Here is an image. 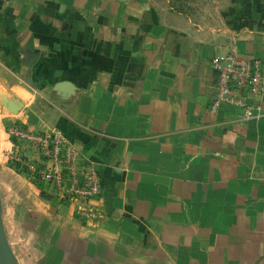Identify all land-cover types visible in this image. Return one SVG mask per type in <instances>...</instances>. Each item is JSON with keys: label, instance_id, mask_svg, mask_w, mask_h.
I'll list each match as a JSON object with an SVG mask.
<instances>
[{"label": "crops", "instance_id": "1", "mask_svg": "<svg viewBox=\"0 0 264 264\" xmlns=\"http://www.w3.org/2000/svg\"><path fill=\"white\" fill-rule=\"evenodd\" d=\"M240 1L245 16L202 27L172 0H0V190L21 263L264 264V94L253 119L210 107L213 56L264 59V0ZM14 123L61 129L97 170L96 218L15 171L12 152L45 162Z\"/></svg>", "mask_w": 264, "mask_h": 264}, {"label": "built area", "instance_id": "2", "mask_svg": "<svg viewBox=\"0 0 264 264\" xmlns=\"http://www.w3.org/2000/svg\"><path fill=\"white\" fill-rule=\"evenodd\" d=\"M214 96L211 109L229 105L239 110L244 119L260 116L262 106L248 100V96L264 94V59H238L233 52L213 56L210 60ZM6 136L16 145H33L45 164L28 163L17 152L9 159L15 160L19 169L25 167L34 177L46 181L56 194L73 203L75 213L84 219L98 216L101 181L97 170L87 166L80 151L65 137L61 129L34 132L18 124L6 128Z\"/></svg>", "mask_w": 264, "mask_h": 264}, {"label": "rangeland", "instance_id": "3", "mask_svg": "<svg viewBox=\"0 0 264 264\" xmlns=\"http://www.w3.org/2000/svg\"><path fill=\"white\" fill-rule=\"evenodd\" d=\"M172 1L179 10L189 14L202 27H225L228 24L230 25L235 20V17L245 16L244 4L247 3V1H240V6H238L234 4L236 0ZM15 171L23 174L21 169ZM5 198V192L0 190V238L4 244V246L2 243V245L0 244V264H23L12 248L13 244L10 242L11 239L9 240L8 238V231L13 230V227L9 223L12 218L6 212L7 202Z\"/></svg>", "mask_w": 264, "mask_h": 264}, {"label": "trees", "instance_id": "4", "mask_svg": "<svg viewBox=\"0 0 264 264\" xmlns=\"http://www.w3.org/2000/svg\"><path fill=\"white\" fill-rule=\"evenodd\" d=\"M13 167H14L15 170H19V168H18V166H17L16 163H13ZM21 171H22V172H26L27 170H26L25 167H23V168L21 169Z\"/></svg>", "mask_w": 264, "mask_h": 264}, {"label": "water", "instance_id": "5", "mask_svg": "<svg viewBox=\"0 0 264 264\" xmlns=\"http://www.w3.org/2000/svg\"><path fill=\"white\" fill-rule=\"evenodd\" d=\"M1 243H2V240H1V238H0V244H1ZM2 244H3V243H2ZM2 244H1V245H2ZM3 246H4V244H3Z\"/></svg>", "mask_w": 264, "mask_h": 264}]
</instances>
